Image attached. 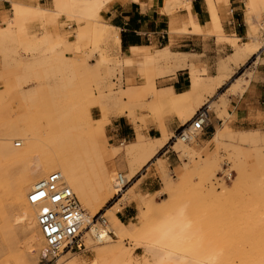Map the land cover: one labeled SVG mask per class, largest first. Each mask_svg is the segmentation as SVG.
I'll return each mask as SVG.
<instances>
[{"label":"rangeland","instance_id":"1","mask_svg":"<svg viewBox=\"0 0 264 264\" xmlns=\"http://www.w3.org/2000/svg\"><path fill=\"white\" fill-rule=\"evenodd\" d=\"M53 1L54 10L46 11L66 15ZM108 3V0H98L95 4L78 2L75 21L79 27L83 25L84 31L88 28L91 32L86 31L78 38L75 27L69 39L61 30L64 45L57 53L49 51L48 44L37 39L45 32L43 17L36 20L42 23L40 31L30 32L22 40L8 30L11 29L9 22L0 29V178L7 179V187H15L13 181L26 176L31 160L17 162L8 157L1 145L3 140L20 142L30 135L36 145L33 156L50 158L62 168L69 163L80 169L93 164L92 183L87 189L91 198L97 197L92 201L97 216L106 213L111 225L113 215H120L125 224L132 221L122 216L124 204L131 202H135L133 219L138 213L145 216L143 229L167 213L184 211L188 218L199 222L209 238L224 248L227 263L264 264V128L233 129L228 120L226 96L219 103L210 104L217 131L213 138L215 145L209 153L200 150L199 138L191 148H179L174 136L165 132L164 123V117L171 114H177L182 123L187 119L188 123L204 103V95L212 96L221 85H216L214 79H225L218 77L221 70H231V64L237 66L243 61L234 58L233 48L234 53L220 61L218 76L209 77L204 76L206 70L200 71L188 64L190 55H173L170 49L166 53L157 50L142 60L145 84L124 88L123 70L130 63L120 52L119 34L100 16ZM218 42L230 44L227 40ZM244 42L239 39L238 44ZM188 66L191 90L176 94L175 99L160 98L161 93L173 91L156 90L159 89L156 78ZM196 77L199 84L194 85ZM240 83L227 95L236 92ZM126 113L137 133L134 140L122 146L121 142L110 141L105 130L112 117ZM150 123L160 124L161 136L167 134L170 138L165 146L168 145L167 156L171 161L160 153L163 146L137 174V179H142L140 182L135 185L137 180L133 178L124 189L116 191L118 174L138 169L141 159L139 150L125 146L141 139L145 148L150 149L159 138L148 136ZM93 142L105 147L114 159L93 155L94 151L90 150ZM222 173L231 174V180L219 179ZM155 176L161 180V186H155L159 192L143 198L149 188L145 183L150 184ZM10 193L7 188L0 189V196L5 197L0 206V232H4V237L0 234V264H44L45 243L39 229L32 221L26 225L16 222L20 210L12 207ZM24 203L29 205L27 195ZM132 236L126 235L122 237L124 242L119 238L118 242L107 245L131 248ZM29 243L34 250L27 249ZM96 249L91 247L89 252H79L76 257L90 262ZM147 249L141 246L133 252L134 263L150 257Z\"/></svg>","mask_w":264,"mask_h":264},{"label":"crops","instance_id":"2","mask_svg":"<svg viewBox=\"0 0 264 264\" xmlns=\"http://www.w3.org/2000/svg\"><path fill=\"white\" fill-rule=\"evenodd\" d=\"M14 1L27 2L23 0ZM182 1L180 0L177 3L175 1L171 2V5L175 3L177 6L172 5V7L169 3H165V0H113L101 10L100 16L102 21L119 31L118 34L121 41L120 52L124 59H129L133 62L124 67V88L145 84L146 78L142 72V60L146 54L154 53L163 48L170 49L174 54L190 55L188 64H193L200 71L206 70L204 76L209 77H217L220 73L218 72L220 61L234 53V49L229 43L218 42L217 37L209 33L211 29L209 2L207 0ZM37 4L43 10H54L53 0H37ZM218 9L226 35L239 38L241 42L247 40L245 0H228L227 3L218 5ZM13 11L12 0H0V29L5 28L8 21L13 18ZM37 15L39 16V14ZM60 18L58 20L48 18L49 29H52V25L56 23L60 30L69 33L68 38L71 39L76 23L68 22L65 16ZM192 20L194 25L198 26L202 32L194 31ZM31 23L29 24L30 32H39L42 24L40 20ZM254 58L255 55L248 58L245 62L240 61L237 63V66L231 64V70H221L222 75L218 77L221 76L225 80L211 94L212 96H208V94L204 95L206 100L204 99L202 106L213 102L219 103L220 99L226 96L227 111L229 114L228 120L231 127L236 130L264 128V55L258 60L257 66L251 64ZM1 68L2 60L0 58V70ZM243 79L244 82H242ZM238 82L240 83V87L236 92L227 95L228 91L233 86H237ZM156 86L159 88L156 90L171 89L177 95L187 93L192 88L190 67L180 68L173 74L157 77ZM164 123L166 126L165 129L167 128L165 132L167 134L169 132L173 136L185 125L177 114L165 116ZM211 123V126L206 128L199 137V148L206 153L211 152L213 144L215 145L213 138L217 130L212 113ZM105 133L110 141L121 142L126 140V142H130L134 140L137 132L131 118L126 113L112 117L110 124L106 126ZM147 134L149 137H163L161 136L160 124L150 123ZM134 143H129L125 147L130 148L129 145ZM166 144L164 143L161 147L160 145L154 144L152 148L155 151L153 156L148 159L149 161L146 160L143 162L146 158L145 153L147 151L139 150L141 159L138 169H131L129 173L125 172V175L122 173L121 175L128 177L131 175L130 181L134 178V180H137L136 185L142 180L141 178L137 179V174L153 159L158 150ZM167 148L168 145L160 150V153L168 161H171V157L167 156L170 152ZM145 184L149 185V188H147L148 193L143 198L159 192V189L155 186H161V180L155 176V180L150 182V184L147 182ZM122 209V216H126L128 220H134L137 217L135 216L133 219L134 215L132 210H135V202L124 204Z\"/></svg>","mask_w":264,"mask_h":264},{"label":"bare ground","instance_id":"3","mask_svg":"<svg viewBox=\"0 0 264 264\" xmlns=\"http://www.w3.org/2000/svg\"><path fill=\"white\" fill-rule=\"evenodd\" d=\"M23 1H27V2H16L12 0L14 11H13V18H11V20L8 21L9 22L8 26L11 27V29L8 30H10L11 34L16 36L17 39L22 40L30 33L29 24L43 17L44 20H46L44 21L45 32L40 34L39 37L37 36L38 37L37 39L41 43L42 42L47 43L48 44L47 48L49 47L48 48L49 51L57 53L58 51H60L59 49L64 45V42L61 41V36H60L61 30L57 27L56 23L52 25L53 26L52 29H49L48 18H54L55 20H58L60 17L65 16L66 19L69 20L68 22L76 23V29L74 30L77 31L75 33H77L78 38H80L81 36H83L84 32L86 31L91 32V31H89L88 28H85L84 31L83 25L82 27L81 25L79 27L77 22L75 21L77 3L84 2L87 4H95L98 0H87V1L55 0V2L58 3L59 6L66 12V15L48 13L46 10L40 8V6L37 4V0H23ZM112 1L113 0H108L109 3ZM174 1L175 3L180 2V0H165V3L167 2V4L169 3V5H171L170 3ZM207 1L210 4L209 10H210L211 29L209 33L211 35H215L218 41L227 40L228 42H230L232 47L236 50L234 58L236 57L237 60L241 59L243 62H245L251 56L257 55L261 50V48L263 47V40L261 39L260 36V21L264 13V0H245V12H246L245 24L247 27L246 29L247 41L242 43L241 45L238 44L239 38L229 37L226 35L222 26L220 15L218 13L219 11L218 5L222 3H227L228 0H207ZM175 3L172 5H175ZM85 13H87V11ZM37 14H39V16H37ZM192 24L194 26L195 32H202L198 26L194 25L193 20H192ZM90 26L91 25H89L88 27ZM70 27L71 26H69V28ZM115 30H116L115 33L118 34L119 31H117V29ZM161 51L166 53L169 51V49L165 48V49H161ZM168 54L170 55V53ZM173 55H178V54H173ZM181 55L184 56L185 54H181ZM134 56H136V54H134ZM129 63L132 64L133 62L129 60ZM197 79L199 78L196 77V80H194L193 83L194 85L199 84V81H197ZM214 80L216 85H220L221 84L220 82H222L220 80L217 81V79ZM160 98L164 100L175 99L176 94L174 92L161 93ZM187 121H188L187 119H184V124L187 123ZM162 136L163 137L157 138L155 140V144L160 145V147L164 143L166 144V142L169 139L167 134H164ZM180 142L181 141H178L179 148L180 147L183 149L191 148V145L195 144L197 142V139L189 143H183V142L180 143ZM18 143H21V146L18 147ZM35 146H36L35 139L30 135L27 136L26 138H22L20 142L12 141V139L3 140V144L1 145L2 149L5 150L8 157H10L11 159H15L17 162L23 160H31L30 162L31 166L30 167L28 166L29 169L26 173V176L20 178L18 177L19 179L16 178L13 181L15 187H7L6 185L8 184L6 183L8 182L7 179L3 178L4 176L0 178V189L4 190L5 188H7L11 191L9 197L12 201V207L16 208L17 211L20 210V212H18L16 215V222L19 224L21 223L22 225H26L27 222L32 221L33 224L36 223L37 225L36 216L38 213V208L35 205L29 203H28L29 205L25 203L22 204V201L23 199H25L26 195L28 198L29 191L31 192L32 189L41 180L45 179L47 175L49 173H52L53 171L61 172L68 185H70L73 188L74 192L79 195V200L81 201L88 218L91 219L92 217L96 216L97 215L96 209L94 208V205L92 203L95 197L93 196L94 198H91L92 194H89L91 192H88L87 189L88 186L92 183L90 177L92 174L90 175L91 173L90 169L92 168L93 164L92 165L90 164L89 167L86 166H84V168L81 167L80 169L78 165L69 163L68 166L62 168L59 166L58 164L59 162L54 163L50 158L42 159L38 156H33L34 155L33 149L36 148ZM129 146L133 150L142 151L148 149L145 148L147 146L144 145V141H142L141 139H139L136 143L131 144ZM90 150L94 151L95 154L91 152L93 155H98V156L104 155L108 160L114 159L112 154L106 151L105 147L103 148L100 145L97 146L94 142L92 143V148ZM148 150H149L148 151L149 155L144 159V161L148 160L151 156H153V153L155 151L152 147ZM186 152H181V153L187 154ZM111 169L114 170L115 167H111ZM130 176L128 177L118 174L119 187L118 189L116 188L117 189L116 191L121 190V188H124V186L130 182ZM4 198L0 196V206H2V202L3 200H5ZM1 209L3 208L1 207ZM3 218H5V216ZM144 220H145V216L142 215L141 213L138 214L134 220L125 224L123 221L120 220V218L117 215H113L112 225L108 221L107 230L112 231L116 235L117 239L109 238V236L106 235L105 233L107 230H102V229L99 230V234L105 236L104 242L99 240V236L97 237L98 238L97 240H94L90 234H87L86 243L88 247L97 248L96 251H94L95 252L94 259L90 262H87L80 259V257H76L78 253H66L60 256L59 258V261L61 262L60 264H229L226 261V253L224 248L220 247L214 241V239L212 240L211 238H209L208 234H205L206 232L204 233V230L199 225V222L197 220H191L190 218H188L184 211L167 213L164 216H162L160 219L156 220L151 225L143 229L142 227ZM37 228L39 229L38 225ZM39 232L41 234L40 230ZM3 233L0 232V234H2L1 236H3ZM129 234L133 235L132 236L133 246L131 248H125L121 246L111 247L107 245L114 242H118L119 238H120V242H124L122 237ZM41 236L43 238L42 234ZM141 246H145L146 248H148L147 252L150 257L144 258V260L140 263H134L133 252L139 249ZM27 249L34 250L31 243L27 245Z\"/></svg>","mask_w":264,"mask_h":264},{"label":"built area","instance_id":"4","mask_svg":"<svg viewBox=\"0 0 264 264\" xmlns=\"http://www.w3.org/2000/svg\"><path fill=\"white\" fill-rule=\"evenodd\" d=\"M260 36L263 47L255 55L251 63L253 66H257L258 60L264 55V13L260 21ZM211 124L210 104H204L176 133L175 141L189 143L198 139ZM125 143L126 140L121 141L122 146ZM19 146L21 143H18ZM231 177V174L222 173L219 179L231 180ZM27 200L29 204L38 208L36 221L45 241L42 252L46 261L44 264H58L62 254L89 252L90 247L86 243L87 234H90L94 240L99 236L100 241H105V236L99 234V230L108 228L106 213L88 218L77 194L65 181L61 172L51 173L41 180L29 193ZM105 233L109 238L117 239L112 231L107 230Z\"/></svg>","mask_w":264,"mask_h":264}]
</instances>
